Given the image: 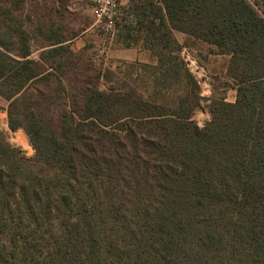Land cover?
<instances>
[{
  "label": "trees",
  "instance_id": "obj_1",
  "mask_svg": "<svg viewBox=\"0 0 264 264\" xmlns=\"http://www.w3.org/2000/svg\"><path fill=\"white\" fill-rule=\"evenodd\" d=\"M29 7L0 0V24ZM146 14L153 32L228 55L235 102L213 100L199 128L184 61V87L158 101L103 91L112 73L69 40L36 60L26 22L8 25L0 95L35 156L0 132V264H264V18L246 0L149 1Z\"/></svg>",
  "mask_w": 264,
  "mask_h": 264
},
{
  "label": "rangeland",
  "instance_id": "obj_2",
  "mask_svg": "<svg viewBox=\"0 0 264 264\" xmlns=\"http://www.w3.org/2000/svg\"><path fill=\"white\" fill-rule=\"evenodd\" d=\"M149 1L157 2L118 0L120 21L112 33L96 23L91 0H29L31 8L17 12L15 20L11 18L0 24V40L8 43L9 36L5 35L8 25L15 27L25 21L33 49L31 58L37 60L43 52L42 46L54 42L55 38H64L62 40H69L66 45L73 52H84L100 69L112 73L101 79V90L127 86L155 101L163 92L178 93L182 90L180 74L184 61L197 80L203 98L200 107L193 112L192 120L203 128L210 121L208 107L213 100L235 102L236 88L226 76L230 57L219 54L217 47L180 31L173 30L171 39L168 35L163 36L168 31L165 27L155 25L153 32L148 26V14L141 15L142 8ZM246 1L264 18V0ZM178 46L182 47L181 51ZM9 103L6 96L0 95V132L6 142L18 151L19 157L32 159L35 150L26 132L23 129L13 131L9 127Z\"/></svg>",
  "mask_w": 264,
  "mask_h": 264
},
{
  "label": "built area",
  "instance_id": "obj_3",
  "mask_svg": "<svg viewBox=\"0 0 264 264\" xmlns=\"http://www.w3.org/2000/svg\"><path fill=\"white\" fill-rule=\"evenodd\" d=\"M94 5L96 23L102 24L106 31L116 29L120 21V6L118 0H91Z\"/></svg>",
  "mask_w": 264,
  "mask_h": 264
},
{
  "label": "crops",
  "instance_id": "obj_4",
  "mask_svg": "<svg viewBox=\"0 0 264 264\" xmlns=\"http://www.w3.org/2000/svg\"><path fill=\"white\" fill-rule=\"evenodd\" d=\"M178 32V31H177ZM178 43H180L181 44V42L180 41H178Z\"/></svg>",
  "mask_w": 264,
  "mask_h": 264
}]
</instances>
